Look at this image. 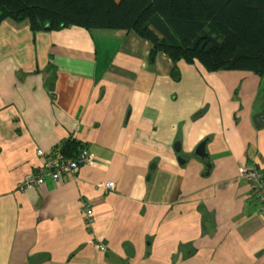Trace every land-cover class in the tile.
Here are the masks:
<instances>
[{"label":"crops","instance_id":"1","mask_svg":"<svg viewBox=\"0 0 264 264\" xmlns=\"http://www.w3.org/2000/svg\"><path fill=\"white\" fill-rule=\"evenodd\" d=\"M150 49L124 30L0 23V264H264L238 175L264 170V76L182 60L175 74ZM68 140L91 155L74 176L17 188L36 149Z\"/></svg>","mask_w":264,"mask_h":264},{"label":"trees","instance_id":"2","mask_svg":"<svg viewBox=\"0 0 264 264\" xmlns=\"http://www.w3.org/2000/svg\"><path fill=\"white\" fill-rule=\"evenodd\" d=\"M3 20L26 22L33 33L133 32L150 43V61L165 54L175 74L182 60L208 72L264 76V0H0ZM78 145L68 140L62 150L73 157Z\"/></svg>","mask_w":264,"mask_h":264},{"label":"built area","instance_id":"3","mask_svg":"<svg viewBox=\"0 0 264 264\" xmlns=\"http://www.w3.org/2000/svg\"><path fill=\"white\" fill-rule=\"evenodd\" d=\"M36 155L41 160V163L22 177L17 187L19 190L39 187L45 183L46 179L58 182L74 176L79 166L87 163L91 157L85 148H81L75 156H69L63 152L61 145L54 146L49 150L38 148L36 149ZM238 175L250 183L251 194L259 205L261 215L264 216V170L257 167L239 165ZM98 187L102 188L103 191H109L114 187V183L112 181L100 182ZM79 203L81 210L86 216V223L90 224L92 221L90 205L84 199H80ZM103 248V246L99 247L101 250Z\"/></svg>","mask_w":264,"mask_h":264},{"label":"water","instance_id":"4","mask_svg":"<svg viewBox=\"0 0 264 264\" xmlns=\"http://www.w3.org/2000/svg\"><path fill=\"white\" fill-rule=\"evenodd\" d=\"M179 143L176 142L174 144V148L176 151H179ZM193 155L195 157H197L198 159H201L204 161V165H205V168H206V173H208L209 169H210V166H211V161L209 159V156L207 155V152H206V139L202 140L198 145L197 147L194 149L193 151ZM178 160L183 162V159H181L180 157H178Z\"/></svg>","mask_w":264,"mask_h":264}]
</instances>
